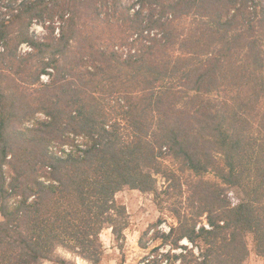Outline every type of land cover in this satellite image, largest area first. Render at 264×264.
<instances>
[{
	"label": "trees",
	"instance_id": "obj_1",
	"mask_svg": "<svg viewBox=\"0 0 264 264\" xmlns=\"http://www.w3.org/2000/svg\"><path fill=\"white\" fill-rule=\"evenodd\" d=\"M161 176L162 256L264 259V0H0V264L97 263Z\"/></svg>",
	"mask_w": 264,
	"mask_h": 264
},
{
	"label": "rangeland",
	"instance_id": "obj_2",
	"mask_svg": "<svg viewBox=\"0 0 264 264\" xmlns=\"http://www.w3.org/2000/svg\"><path fill=\"white\" fill-rule=\"evenodd\" d=\"M30 29L34 30V33L39 37L46 33L44 25L38 22L31 24ZM18 49L24 51L28 49V46L22 43ZM43 76L45 75H42V78ZM37 115L42 117L41 113ZM30 122V120L27 121V125ZM166 183L164 177L161 176L158 177L156 192L127 189L116 193V200L123 204L127 210L128 224L120 240L113 237L110 228L100 232L102 253L97 263H92L62 246H56L54 255L64 258L72 264H143L144 260L152 257L158 260L157 264L166 262L167 264H179V260L162 256L167 253L169 246H162L160 239H154L157 232H168L170 226L176 222L170 208L175 205L176 201L178 202L179 197L174 194L169 196L166 194ZM173 192L176 190L173 189ZM248 243L251 246L249 238ZM179 244L186 246L187 249H192L197 254L196 246H193L185 238L180 240ZM143 245L145 247H142ZM181 251L185 252V249L182 247L171 249V253ZM40 264H51V262L43 261ZM240 264H264V259L250 250L248 258Z\"/></svg>",
	"mask_w": 264,
	"mask_h": 264
},
{
	"label": "built area",
	"instance_id": "obj_3",
	"mask_svg": "<svg viewBox=\"0 0 264 264\" xmlns=\"http://www.w3.org/2000/svg\"><path fill=\"white\" fill-rule=\"evenodd\" d=\"M43 78H45V76H43Z\"/></svg>",
	"mask_w": 264,
	"mask_h": 264
}]
</instances>
